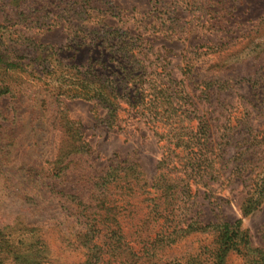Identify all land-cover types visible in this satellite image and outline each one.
I'll use <instances>...</instances> for the list:
<instances>
[{
    "label": "trees",
    "instance_id": "obj_1",
    "mask_svg": "<svg viewBox=\"0 0 264 264\" xmlns=\"http://www.w3.org/2000/svg\"><path fill=\"white\" fill-rule=\"evenodd\" d=\"M7 5L12 23L50 30L67 18L71 37L87 34L81 40L90 39L103 50L99 59L86 65L66 64L51 45L0 23V98L19 102L24 94L34 92L28 86L19 88L22 81L17 85L11 76L26 72L23 62L28 61L41 68V77L31 76L44 90L42 104L95 102L107 111L109 127L128 120L143 123L162 149L153 179L128 162L97 171L89 164L90 147L81 125L68 112L59 111V126L69 144L66 141L42 168L46 172L39 193L21 198L37 211L42 199L55 205L40 211L43 217L49 211L47 219L55 223L67 215L76 221L80 231L73 246L86 258L80 264H227L231 256L246 264H264V247L253 246L241 219L227 222L217 214L214 223L204 224L194 211L199 193L206 196L219 180L218 156L209 124L192 108L184 81L173 76L166 51H155L147 34L97 22L103 0H8ZM114 11L112 7L109 13L113 16ZM89 21L93 29H85ZM82 41L71 39L77 45L87 44ZM192 68L187 61L182 75L192 74ZM41 95L36 93L33 99L40 102ZM71 173L82 181V189L68 188ZM248 195L241 208L243 217L261 207L264 171ZM8 229L0 228V264H52L50 247L37 228L26 227L22 235L6 233ZM194 235L205 240L196 252L185 258L168 257L169 251Z\"/></svg>",
    "mask_w": 264,
    "mask_h": 264
},
{
    "label": "rangeland",
    "instance_id": "obj_2",
    "mask_svg": "<svg viewBox=\"0 0 264 264\" xmlns=\"http://www.w3.org/2000/svg\"><path fill=\"white\" fill-rule=\"evenodd\" d=\"M7 3L0 0V23L51 45L62 62L86 65L90 59L100 58L103 49L90 44V39L81 40L87 34L70 36L69 19H59L50 30L12 23ZM103 3L97 22L150 36L155 51H166L173 76L184 81L192 108L209 124L220 173L207 195L200 192L197 196L194 211L200 213L199 221L214 223L217 214L227 222L241 219L253 246L264 247V200L250 216L243 217L241 212L256 178L264 171V0ZM112 7L113 16L109 13ZM84 27L93 29L94 23L89 21ZM73 37L87 44L77 45L71 42ZM187 61L193 67L192 74L183 76ZM23 63L26 72L11 76L17 83L22 81L23 85L17 84L19 88L28 86L34 92H27L19 102L9 96L0 98V228L9 227L6 233L19 235L26 227L37 228L50 247L52 264H80L86 258L73 246L80 231L76 221L68 215L56 216L59 223H55L47 219L49 211L44 217L40 212L55 205L42 199L37 211L21 198L39 193L38 186L46 172L42 168L55 159L66 141L69 144L59 126V111L68 112L81 125L83 139L90 147L89 164L97 171L128 162L139 165L153 179L162 149L143 123L128 120L109 127L105 122L107 111L95 102L63 100L42 104L41 100L46 99L44 90L37 88L41 83L31 76L41 77V68L30 66L28 61ZM36 93L42 94L40 102L33 99ZM76 175L69 176L70 190L84 186ZM203 242L202 236L194 235L169 251L168 257L185 258ZM227 264L246 263L231 256Z\"/></svg>",
    "mask_w": 264,
    "mask_h": 264
}]
</instances>
